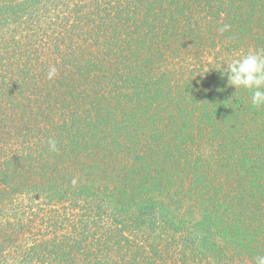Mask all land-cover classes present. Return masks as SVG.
Here are the masks:
<instances>
[{
	"label": "trees",
	"instance_id": "trees-1",
	"mask_svg": "<svg viewBox=\"0 0 264 264\" xmlns=\"http://www.w3.org/2000/svg\"><path fill=\"white\" fill-rule=\"evenodd\" d=\"M258 49L264 0H0V264H256Z\"/></svg>",
	"mask_w": 264,
	"mask_h": 264
},
{
	"label": "clouds",
	"instance_id": "clouds-1",
	"mask_svg": "<svg viewBox=\"0 0 264 264\" xmlns=\"http://www.w3.org/2000/svg\"><path fill=\"white\" fill-rule=\"evenodd\" d=\"M230 25H223L218 31L223 34L230 29ZM221 75L227 74L228 84L235 89L243 87L251 91V103L254 107L264 105V49L250 50L247 54L225 64ZM57 74L55 66L48 72V79L52 80ZM49 148L56 151V141L48 140ZM73 180V184H75ZM256 264H264V256L256 257Z\"/></svg>",
	"mask_w": 264,
	"mask_h": 264
}]
</instances>
